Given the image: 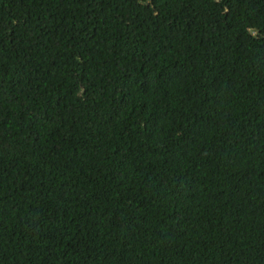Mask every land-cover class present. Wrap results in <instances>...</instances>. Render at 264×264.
Segmentation results:
<instances>
[{"label":"trees","instance_id":"16d2710c","mask_svg":"<svg viewBox=\"0 0 264 264\" xmlns=\"http://www.w3.org/2000/svg\"><path fill=\"white\" fill-rule=\"evenodd\" d=\"M0 264H264V0H0Z\"/></svg>","mask_w":264,"mask_h":264}]
</instances>
